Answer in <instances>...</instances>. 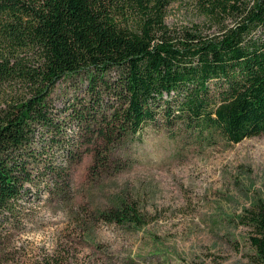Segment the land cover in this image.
<instances>
[{"label":"trees","instance_id":"1","mask_svg":"<svg viewBox=\"0 0 264 264\" xmlns=\"http://www.w3.org/2000/svg\"><path fill=\"white\" fill-rule=\"evenodd\" d=\"M178 1L0 0V245L23 200L69 193L87 154L94 175L117 167L113 150L149 125L199 146L264 134V0H191L208 37L166 24ZM64 79L83 94L57 108ZM97 220L148 223L122 199ZM239 221L264 264V201Z\"/></svg>","mask_w":264,"mask_h":264},{"label":"rangeland","instance_id":"2","mask_svg":"<svg viewBox=\"0 0 264 264\" xmlns=\"http://www.w3.org/2000/svg\"><path fill=\"white\" fill-rule=\"evenodd\" d=\"M165 21L171 29L198 25L204 37L218 32L203 24L191 0L171 4ZM76 94L83 90L64 79L52 100L62 108ZM113 155L119 165L98 175L85 155L62 197L40 192L23 200L18 225L0 245V264H55V256L63 264H255L239 216L264 201V134L199 146L149 125ZM120 199L135 201L148 223L97 220Z\"/></svg>","mask_w":264,"mask_h":264}]
</instances>
